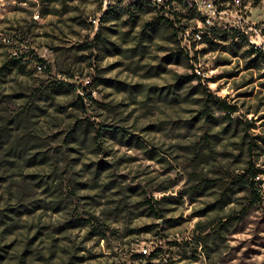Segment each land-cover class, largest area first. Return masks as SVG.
I'll return each mask as SVG.
<instances>
[{"label": "rangeland", "instance_id": "rangeland-1", "mask_svg": "<svg viewBox=\"0 0 264 264\" xmlns=\"http://www.w3.org/2000/svg\"><path fill=\"white\" fill-rule=\"evenodd\" d=\"M212 1L0 0V264H264V0Z\"/></svg>", "mask_w": 264, "mask_h": 264}, {"label": "built area", "instance_id": "built-area-1", "mask_svg": "<svg viewBox=\"0 0 264 264\" xmlns=\"http://www.w3.org/2000/svg\"><path fill=\"white\" fill-rule=\"evenodd\" d=\"M153 3L156 5H160L164 3V0H153ZM190 5L195 6L196 9L204 16V20L202 23L205 26L213 27L216 25L217 18H223L221 14L222 11H220L219 8L215 6V3L212 0H190ZM203 27L204 26L193 28H186L181 26L178 27L179 40L184 49L190 48L193 41L202 39ZM4 41H7V38H4ZM37 68L42 71L45 68V65L39 64ZM144 252L148 253V249H144Z\"/></svg>", "mask_w": 264, "mask_h": 264}, {"label": "trees", "instance_id": "trees-1", "mask_svg": "<svg viewBox=\"0 0 264 264\" xmlns=\"http://www.w3.org/2000/svg\"><path fill=\"white\" fill-rule=\"evenodd\" d=\"M253 177H256V174L255 173L253 174ZM254 196H256V199H259L260 198L259 194L255 190H254ZM256 201H258V200H256Z\"/></svg>", "mask_w": 264, "mask_h": 264}]
</instances>
